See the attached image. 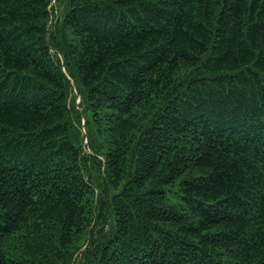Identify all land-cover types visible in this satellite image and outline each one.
<instances>
[{"label": "trees", "instance_id": "trees-1", "mask_svg": "<svg viewBox=\"0 0 264 264\" xmlns=\"http://www.w3.org/2000/svg\"><path fill=\"white\" fill-rule=\"evenodd\" d=\"M0 264H264V0H0Z\"/></svg>", "mask_w": 264, "mask_h": 264}, {"label": "water", "instance_id": "water-1", "mask_svg": "<svg viewBox=\"0 0 264 264\" xmlns=\"http://www.w3.org/2000/svg\"><path fill=\"white\" fill-rule=\"evenodd\" d=\"M76 97H77V104L79 103V95H78V93L76 92Z\"/></svg>", "mask_w": 264, "mask_h": 264}, {"label": "rangeland", "instance_id": "rangeland-1", "mask_svg": "<svg viewBox=\"0 0 264 264\" xmlns=\"http://www.w3.org/2000/svg\"><path fill=\"white\" fill-rule=\"evenodd\" d=\"M76 102H77V100H76Z\"/></svg>", "mask_w": 264, "mask_h": 264}]
</instances>
